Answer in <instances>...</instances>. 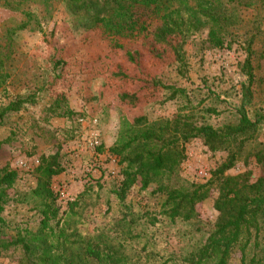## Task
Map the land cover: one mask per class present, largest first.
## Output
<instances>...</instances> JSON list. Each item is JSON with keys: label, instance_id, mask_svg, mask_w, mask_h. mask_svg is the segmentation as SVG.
<instances>
[{"label": "rangeland", "instance_id": "1", "mask_svg": "<svg viewBox=\"0 0 264 264\" xmlns=\"http://www.w3.org/2000/svg\"><path fill=\"white\" fill-rule=\"evenodd\" d=\"M8 2L6 9L0 0V112L17 99L35 98L0 120V170L16 172L10 193L13 201L1 215L8 231L36 226L35 201L30 197L36 187L32 171L41 161L52 160L63 168L51 180L55 195L59 189L70 195V201L83 195L86 207L79 230L88 235L115 225L122 215V206L112 193L119 168L118 159L108 150L116 141L120 122L144 117L152 123L180 114L197 126L233 124L245 81L239 69L249 36L253 38L254 82L248 112L249 116L264 115V0H240V22L230 46L222 49L204 43L205 31L168 38L163 44L123 41L121 48L80 27L82 17L71 11L67 0ZM21 24L24 27L17 29ZM176 47L181 48L183 63ZM163 86L183 90L184 97L169 99ZM123 94L129 98L122 100ZM92 133L98 136L101 153L85 145ZM185 156L178 178L191 185L206 182L226 153L209 152L202 142L193 141L186 145ZM260 159L264 161V127L224 176L254 182L260 174ZM199 172L206 176H198ZM88 182L91 187L86 188ZM154 189L140 192L137 186L131 190L125 203L132 206L133 214L151 218L158 211L162 197H153ZM23 194L28 195L26 203L16 202ZM217 196L213 187L189 223L159 220L152 227L144 220L136 223L133 234L140 238L129 242L133 251L140 253L142 262L148 255L149 262L172 258L179 263L213 228ZM21 253L18 247L0 253V264H19ZM237 257L232 256L229 264H237Z\"/></svg>", "mask_w": 264, "mask_h": 264}, {"label": "trees", "instance_id": "2", "mask_svg": "<svg viewBox=\"0 0 264 264\" xmlns=\"http://www.w3.org/2000/svg\"><path fill=\"white\" fill-rule=\"evenodd\" d=\"M3 1L2 7L7 9L10 1ZM67 3L74 14L82 17L80 27L99 33L121 48L123 41L133 45L163 44L168 38H186L205 31L204 43L209 48L222 49L230 46L240 22V0H67ZM23 27L21 24L17 29ZM244 45L245 60L239 70L245 81L240 102L234 108L233 124L197 126L180 114L152 123L144 117L120 122L116 141L108 151L118 159L119 179L112 193L122 206V215L109 229L103 227L88 235L79 230L81 213L86 207L83 195L63 207L57 205L51 180L63 168L52 160L41 161L32 171L36 187L30 197L35 201L32 209L38 217L36 226L6 230L1 215L13 201L10 193L14 191L16 172L0 170V253L20 248L19 264H229L235 255L237 264H264V161L259 160L260 174L254 182L224 176L238 163L257 130L264 127V115L249 116L248 112L253 100V38L249 36ZM174 50L183 63L181 48ZM163 87L169 92V99L184 97L181 89ZM128 98L121 95L122 100ZM34 99L28 96L13 101L0 112V120ZM193 141L202 142L209 152L226 153V158L211 170L206 182L189 185L179 180L178 171L186 160L185 147ZM96 151L101 153L100 148ZM90 183L86 188L91 187ZM137 186L140 192L153 186L151 195L162 197L151 218L133 214L132 206L125 203ZM213 187L218 190L213 202L217 217L201 245L179 263L172 258L149 262L148 255L142 262L140 253L133 251L129 243L140 238L133 234L134 225L142 220L149 227L159 220L189 223L196 218L197 207L209 198ZM26 197L27 194L18 195L16 202L26 203Z\"/></svg>", "mask_w": 264, "mask_h": 264}, {"label": "built area", "instance_id": "3", "mask_svg": "<svg viewBox=\"0 0 264 264\" xmlns=\"http://www.w3.org/2000/svg\"><path fill=\"white\" fill-rule=\"evenodd\" d=\"M78 121H79V123H83V121L81 119L78 120ZM94 124H95L94 121H92L90 123L91 126H93ZM85 145L91 150H96L100 146V143H99V140H98V136L92 133L90 135V139L86 141ZM20 165L23 166L22 162L20 163ZM110 174L114 175L115 173L111 171ZM198 176H200V177L204 176L205 177L206 175H205L204 172H202V173L199 172ZM56 192H57L56 194H57V199H58L57 201L59 203H61V202L64 203L65 202V204H66L68 201H70V198H69L70 195L64 189H59Z\"/></svg>", "mask_w": 264, "mask_h": 264}]
</instances>
